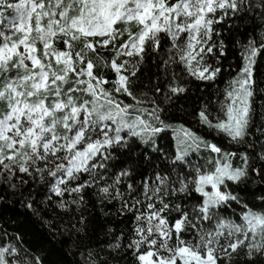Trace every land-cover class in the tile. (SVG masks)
Here are the masks:
<instances>
[{
  "label": "snow or ice",
  "instance_id": "1",
  "mask_svg": "<svg viewBox=\"0 0 264 264\" xmlns=\"http://www.w3.org/2000/svg\"><path fill=\"white\" fill-rule=\"evenodd\" d=\"M241 24L252 31L235 41L234 74L188 112L218 139L183 124L177 135L170 109L184 110L193 80L217 82L224 32ZM29 180L43 201L24 195ZM249 184L255 203L237 191ZM0 188L41 225L51 209L77 241L98 210L108 248L133 264H264V0H0ZM116 215L132 227L116 234ZM43 253L0 226V264H46Z\"/></svg>",
  "mask_w": 264,
  "mask_h": 264
},
{
  "label": "trees",
  "instance_id": "2",
  "mask_svg": "<svg viewBox=\"0 0 264 264\" xmlns=\"http://www.w3.org/2000/svg\"><path fill=\"white\" fill-rule=\"evenodd\" d=\"M252 31L250 26L240 25L237 30L235 28L226 30L224 32V39L228 45V56L224 62V69L221 75L217 78L215 84L209 82L192 81L190 91L194 94L187 102L183 103V109L181 104H177L175 108L170 109L168 115L172 118L169 122L174 126L179 127L183 124L185 127H191L200 135L207 137L210 141L218 139L217 134L210 132L206 128L200 127L192 120L188 112L191 107L195 105L197 98L212 100L215 98L217 89H223L225 82L229 79L230 73L234 74L236 64L240 61V49L236 46V40H246L248 33ZM231 65V69L229 68ZM143 73L145 82L148 78L153 77L157 73L156 64L149 58L143 65ZM111 77V73L108 74ZM260 100L256 102V123H260ZM158 141L159 147L164 152L174 151L175 138L171 129L167 131V134L161 133ZM153 165H160L161 162L156 159V155H153ZM141 170L149 172L150 166L143 161L141 162ZM147 179V176H145ZM259 190L257 185L249 184L247 187L241 186L237 191L242 198H246L249 202L255 203L253 199V192ZM24 195L27 196L31 193L39 200L43 201L46 198L47 192L42 184L33 185L29 180V183L23 186ZM21 197L19 193L16 196H12L10 193L5 194V190L0 188V226L7 228L9 231L18 229L25 234L26 242L34 247H42L44 249V255L46 258V264H84L88 259L87 253L92 252L93 257L109 261V264H133V258L130 253H126L123 250L120 252L111 251L108 248V244L111 242L112 233H109L103 226L105 218L99 215L97 210L94 213L96 219L95 231L89 230L87 237L77 241L75 235L68 238L67 232H64L59 215H54L51 209L43 212L45 220L52 222L51 226L48 224L41 225L37 222V217L33 216L30 209H26L22 206ZM38 209H43V204L35 205ZM111 207V205H109ZM67 220V217H64ZM107 223L111 225L116 234L120 233L121 229L127 231L132 227L131 222L127 216H110L107 218ZM59 229L60 231H57ZM63 232V235L60 233ZM86 246V247H85Z\"/></svg>",
  "mask_w": 264,
  "mask_h": 264
},
{
  "label": "rangeland",
  "instance_id": "3",
  "mask_svg": "<svg viewBox=\"0 0 264 264\" xmlns=\"http://www.w3.org/2000/svg\"><path fill=\"white\" fill-rule=\"evenodd\" d=\"M177 129V135H179V127L176 128ZM176 143V140H175ZM25 179H29L28 177H25Z\"/></svg>",
  "mask_w": 264,
  "mask_h": 264
}]
</instances>
